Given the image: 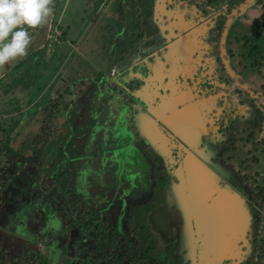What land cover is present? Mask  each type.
Segmentation results:
<instances>
[{
	"label": "rangeland",
	"instance_id": "rangeland-1",
	"mask_svg": "<svg viewBox=\"0 0 264 264\" xmlns=\"http://www.w3.org/2000/svg\"><path fill=\"white\" fill-rule=\"evenodd\" d=\"M205 1L175 0L174 8L170 5L167 10H162L161 5L165 3V0H105V2L97 0H62V10L57 21H59L60 31L65 30L64 34L61 33V36H63L59 39L57 35L59 31L55 30L53 21L50 23L49 31V22L52 19L50 15L48 21L44 23L42 37L31 39L27 49L28 55L18 57L0 68L1 77L9 73L10 69L16 66L19 61L24 64V60L30 54L38 55L36 62L28 63V68L7 84V87H15L17 93L12 97L0 98V117L2 119L12 118L17 125L12 133V149L34 163L31 166L25 165L12 179L13 185L9 184L0 197L2 201L0 203V244L6 247V253L12 257L21 256L23 260H30L33 263L39 251L46 249L43 242L44 236L37 231V211L38 214L42 212L34 204L37 200L38 204L42 206L55 207L58 217L63 218L65 212L67 216H70V220L82 216L89 220V225H100L102 227L101 231L105 232L108 238L111 233H115L113 230L117 224L116 227L121 229V237L124 241L131 240V243L144 249L150 248L149 255L154 257L157 262L162 264H185L180 251L183 244L176 228L171 232L162 220L158 222L151 221L153 212L159 209L160 200L163 198L160 192L164 185L159 180L158 168L154 167V162L150 163V160L155 158L154 155H149L147 152L149 149L147 150L141 144V139L137 138L133 126L135 122L134 112L131 111L129 106L130 104L138 106L136 103L138 101L133 98L132 94L138 91L144 77L151 76L152 78L156 75L155 79H160L161 84L164 77L161 74L163 71L159 70L160 75H162L160 76L154 68L151 74L150 70L156 64L157 59L160 58L159 54L162 51L166 64L161 69L166 71H171L168 68L171 66L173 59L177 58L180 62V56L178 54L175 56L174 53L177 50L179 53L184 51L186 55L184 64L189 68L191 67L188 72H185L188 74L185 77L188 86L197 82L199 77L198 75L196 79H193L189 71H193L195 68L194 71H196L200 65L205 66L211 63L218 70L220 76H224L225 73H223L221 65L217 62L215 66L214 59L211 56V53L218 49L217 41L219 40L218 34L212 31L215 21L214 15L204 17L201 15V11L209 10L208 8L202 10V8L215 5L224 14V11L234 5L235 7L238 6L244 0H214L211 3ZM156 5L159 7L156 8ZM254 7L252 5L245 9L244 16L239 18L238 25L236 23L233 25L230 34L239 37V34H242L244 29L251 25V21L258 14ZM161 16L162 19H160ZM184 16L187 18L185 21L182 19ZM94 17L96 18L93 20ZM241 23L245 26L244 28ZM178 34L182 36L183 51L179 50L178 45L173 46L178 39L176 37ZM163 35L166 37L163 38ZM49 36L50 38H47ZM55 37L59 43H56ZM175 44L179 43L176 42ZM170 52H173V55L169 56L170 58L166 57V53ZM159 61L161 62V59ZM241 61L243 62V60ZM236 62L237 58L235 62L230 61V66L239 75L238 73L241 72ZM129 66H133L131 70H127ZM111 67L116 70L114 76L109 74ZM247 71L241 73L243 75L242 81L253 92L264 95V66L260 74L256 69ZM211 72V70H207L205 75ZM138 75H141L142 78H138ZM66 84L67 86L64 89ZM260 86L263 87L260 88ZM58 87L60 89L57 92ZM119 89L120 91H118ZM227 89L230 88L227 87L225 90L217 91L196 101H191L189 96L174 98L166 106L160 105L159 108L156 106L160 103L159 98L164 97L163 92L156 94L157 99L153 103L148 100L150 101L148 104L142 100L146 107L144 108L139 102L138 112L141 115V120L136 121L140 136H148V139L150 137V139L155 140L160 134L156 133L157 135H155L154 131H148L149 120L146 119V110L151 107L153 109L150 110H153L154 114H163V116L167 114L176 123L175 119L182 109L184 110L186 106L195 105L192 109L187 110L191 115V119L185 122V125L188 123L193 129L199 127L201 134H206L207 131L203 122V118L207 115L211 117V115L218 114L222 120L221 122H226L227 118L233 119V121L237 120L238 124L254 121L257 106L247 104L248 102H240L236 96L229 95ZM3 91L2 96H4ZM33 91L34 93H32ZM115 93L125 94L118 98V106L122 105L127 109L126 113L123 114H127L124 128L113 119L117 115V111H114V108L117 107L113 105L114 99L111 103L108 102ZM241 95L245 100L246 94L242 93ZM217 96H220L221 101L213 100ZM142 98L145 100L149 97ZM96 100L99 101V105L93 107ZM128 100L130 102L126 105L125 102ZM206 100L210 102L208 103ZM229 102L238 107L236 115H227L226 105ZM201 108L203 109L202 112H200ZM185 117L189 118L187 114H185ZM196 119H199L198 124ZM159 122L158 120L155 131L160 132V129L165 127L163 123L159 125ZM113 124L116 125L113 126ZM240 130H238L239 135H242L243 133ZM212 131L215 133L216 128H212ZM215 134H217V131ZM263 136V133H259L258 139L264 138ZM215 137L218 139L211 138L212 146L209 148L207 157L214 162L223 159L224 162L222 163L224 165L228 162L229 164L225 166L226 170L233 171L234 166L238 165L240 159H248L247 162L252 159L253 151L250 153L238 151L235 155H232L231 152H223L224 148L220 150L221 144H218L217 141L222 142L223 146L229 148L228 140L236 139L231 135L230 130ZM62 141H66L63 150L59 146ZM203 141L204 139L202 140V137H200L198 145H203ZM126 148L129 149L126 154L121 152L125 151ZM204 148L203 145V150H201L204 151ZM60 150L66 155L64 174L60 177V183L62 185L73 183L72 176L81 172L80 168L84 165L88 169L90 180H92L89 185L75 192V194H78V199L91 206H95L93 202L98 197L101 200L106 199L104 202L106 204L102 207L96 205L94 214L89 215L82 205L73 208L70 204L76 198L70 196L71 193H69V197L64 196L66 189L62 185L58 192L57 186L59 185L55 184L54 179L49 174H41L37 169V167L49 166V160L58 158L59 155L57 154ZM132 151H139L144 156L136 157V154L131 153ZM120 155H123L124 159ZM230 156L232 159H230ZM159 157L161 161H164V157ZM202 157L206 159V154L203 153ZM256 157L259 159V166L255 168V171H259L264 164V155L260 149L256 152ZM145 158L149 159L145 160ZM145 162L148 164L146 165ZM98 163L101 167L108 163L106 169L111 165L112 168L116 169L113 173L108 170L109 172L105 174V178L101 179V188L98 187L97 182L98 174L102 173L103 170L101 172L98 169L93 170ZM143 163L144 168L141 167ZM205 165L212 168L208 162H205ZM163 170L167 171L166 168ZM147 171H149V176ZM132 172L144 176L147 174L148 181L150 179L155 183V188L152 187L151 190L156 196H150V194L140 196L137 186L141 185L143 193H145L144 176L134 182L129 175ZM245 173L246 171L243 170L242 173L237 175V184L248 192L251 185L239 181L241 175ZM169 174H171V170ZM110 176L114 179H110ZM131 178L134 179V177ZM113 180L116 196H114L111 187L112 182L110 183ZM126 182L127 184L131 183L133 190L128 191L135 194L133 199L136 201L127 210L124 203L125 196H119V194L127 193V189L122 187ZM158 201L159 203L155 205V202ZM244 209H246L245 211L248 210L249 216L254 218V228L246 235L249 234L254 239L264 240V215L257 214L255 203L245 204ZM109 219L113 224L109 223ZM179 223L181 224L180 219ZM154 225H157V227ZM85 231L84 227L76 235H71L72 230H66L60 236H50L49 241L51 244L47 243V245L50 244L52 251L62 255V263L58 264H68L70 259L67 253L69 254L71 249L76 251V248H81L80 255L85 254L91 259L92 264H117L116 261L119 256H121L119 264H132V261H129L131 256L125 254L126 251L129 253L132 250L128 247L130 243L122 248L121 246L116 247V244L111 245L110 249L105 251L107 256L101 258L102 247L94 245L93 251H91V247H88V250L85 247L89 246V240L86 242L87 239L84 235ZM91 231L94 234V227ZM24 234L30 236V238L35 236L36 239H33V237L29 239ZM203 238L204 236L201 234L199 236L200 241ZM76 240L84 242V244L82 246H80L81 244H75ZM184 241L186 242L187 239L184 238ZM192 241L193 239L190 240L191 246ZM126 246L127 250L123 252ZM11 262L13 264L17 260ZM200 263L202 264V261Z\"/></svg>",
	"mask_w": 264,
	"mask_h": 264
},
{
	"label": "trees",
	"instance_id": "trees-1",
	"mask_svg": "<svg viewBox=\"0 0 264 264\" xmlns=\"http://www.w3.org/2000/svg\"><path fill=\"white\" fill-rule=\"evenodd\" d=\"M205 2L211 3V2H214V0H206ZM61 4H62V0H53V4H52L53 11H52L51 16L52 18H54L52 19L54 26H56L58 22L57 21L58 16L62 10ZM252 5L255 6L254 10H257L258 14L251 21V25L245 28L242 34H239V37H235L232 34H230L231 28L233 27L235 23L237 25L239 24L238 20L241 16H244L245 12H243L240 16H238L237 18L233 20V22L231 23L228 29L227 36L225 39V51H226V56H227L229 65H230V61L235 62V59L237 58L236 65L241 73L248 72L247 70L249 69L250 70L256 69L258 70V74H260L261 69L264 66V0H255V2ZM210 8L211 9L209 10H205L204 17H209L218 12H222L218 6L214 5L213 7H210ZM233 8H235V5L227 9L226 11H224L225 12L224 14L221 13L219 18L216 19L215 21L216 24L214 25V28H215L214 32L216 34H219L221 32L223 24L226 20V16L231 12ZM47 21H48V18H47ZM43 26L44 24H42L41 26H38L37 28H29L28 33H29L30 38L31 39L36 38L40 30L43 29ZM241 26L243 28L245 27L244 25H242V23H241ZM58 28H59L58 30L60 33L62 34L65 33V30L63 29L60 31L61 28L59 25H58ZM216 57L219 62V57L217 53H216ZM37 59H38V55L30 54V56L24 60L25 61L24 64H21V61H19L16 64V66L10 69L9 73L0 77V98L12 97L17 93V89L15 87H12V86L7 87V84L10 83L9 81L14 79V77L16 78L20 76L21 73L25 71L26 68H28V63L36 62ZM241 60H243V62ZM241 73H238V74L240 77H243ZM219 82L223 83L222 84L223 86H228L230 83L229 79L225 76V74L223 77L219 78ZM2 91H3L4 96H2ZM209 91H211V89ZM232 92L242 94V92L237 88H235ZM247 100H252V99L246 97V99L243 100L242 103L246 102ZM255 117H256L255 118L256 121L259 124H261L262 121L264 120L262 114L257 113ZM254 126H256V123ZM16 128H17L16 122H13L12 118L6 117L5 119H2L0 117V197L3 194L5 188L9 184L13 185L12 179H14L16 174L20 172L21 169L25 165H29V166L34 165L32 160H29L28 158L23 157L21 154L15 152L12 149V146H11L13 142L12 133L14 132ZM248 129L249 128H247V130ZM253 129L254 130H252V134H250L247 138L244 137V134H246L245 131L242 135H239L238 133V135L241 136V138L239 139L240 142H237V144L239 143L247 144L248 147L250 148V150L248 149V153L252 151L254 153L252 157V164L247 165L248 166L246 168L247 174L245 175L243 180L246 182H250L252 186L251 187L252 200L256 204L257 214L264 215V164L262 165V169H259V171H255V168L259 166V159L258 157H256V152L258 151V149H260L261 153L264 155V139L263 138L258 139L259 133L263 132L264 130L261 127L256 128V129L253 128ZM65 144H66V141H62L59 144V146L62 147V150ZM239 149L240 148L237 146L236 148L234 147L232 149V155L235 154L234 152L235 150L240 151ZM62 150L58 152L57 154L59 155L58 158L57 157L54 158L56 156L54 154V157H53L54 159L49 160V163H50L49 166L43 167V168H40L37 166L36 167L40 171L41 174H44V173L49 174V176H51L54 179L55 184L59 185L57 186L58 192H59L60 187L63 186L66 189L64 196L69 197V193H71L70 196H72L73 194H75L76 191H78V189L83 188L84 186L87 185L84 178L89 173L87 172L88 170L87 167L82 165L80 168L81 172L77 173V175L75 176H72L74 182L68 183L67 185H62L60 183V177L64 174L63 171H64V165H65V160H66L65 159L66 155L64 154ZM245 161L247 162L248 159H245L243 162ZM107 165L108 163L105 164L103 167H101L99 166V163H98L97 166H95L96 168H93V170L98 169L100 170V172L101 170H103L102 173L98 174L97 184L99 188H101L100 186L101 179L105 178V174L109 172L108 170H110L112 173L114 172L112 171L114 170L111 167L112 165L108 169H106ZM111 179H114V177H111ZM130 179L134 180L131 177ZM110 183H111V187L113 188V191L115 192L114 180L110 181ZM128 184H131V183H128ZM124 186H127V184ZM124 186L123 188L127 189L128 186L127 187H124ZM128 190L129 189H127V191ZM120 196H123V194H120ZM102 202H104V200H99V204H101ZM0 203H2L1 200H0ZM34 204L36 205V207L40 208V210L42 211L39 214L37 211V215H38V230L37 231L41 235L44 236L43 242L46 245L45 247L46 249L44 251L43 250L39 251L36 260L32 263V261L30 260L29 261L25 259L23 260L21 256L12 257L8 253H6V250H5L6 247L0 244V264H12L11 261L15 262V260H17V262L13 264H58V263H62V260H61L62 255L50 249V244H51V242L49 241L50 236L52 235L60 236L66 230H70V231L72 230V234H73L77 225L81 227L89 226V223L87 222L85 217L79 216L76 218L74 217L70 220V216H67L66 215L67 213L65 212H64L65 216L63 218L58 217L57 209L55 207L42 206L41 204H38L37 200L35 201ZM72 204L76 205V206H73V208H75L79 205V202L73 201ZM88 209L90 213H94L96 211L95 207L94 208L90 207ZM108 221H110L109 222L110 224H113V222L110 219ZM101 228L102 227H100V225H95L94 227L95 232H93L94 234L92 235L95 236L96 240H97L96 237L101 238L99 240L100 241L99 244H101L100 247H102V253L100 257L103 258L107 256L105 251L109 250L111 245H113L114 243L117 245L116 238L119 237V235H121V230L119 228H116L117 232L113 234L111 233L108 239L105 232L101 231ZM27 237H29V239H32L33 236L31 238L30 236H27ZM33 239H36L35 236L33 237ZM123 242L128 244V241L123 240ZM47 243H50L49 246L47 245ZM128 247L131 248L132 250L129 251L128 253V251H126L127 250V247H126L123 250V252L126 251L125 254H127L129 257L131 256V259H129V261H132V264H162L161 262H157V260L154 257L149 255L150 248L144 249L143 247H140L134 243H130ZM253 248H254L253 261L251 263H245V264H264V240L258 239V238L255 239ZM67 255L69 256V259H70L69 260L70 262L68 264H92L91 259L89 257H87L86 255H80V253H78L77 254L78 256H77L75 255V252L72 251V249L69 250V254L67 253ZM120 261H121V258H117L116 263L118 264L120 263Z\"/></svg>",
	"mask_w": 264,
	"mask_h": 264
},
{
	"label": "flooded vegetation",
	"instance_id": "flooded-vegetation-1",
	"mask_svg": "<svg viewBox=\"0 0 264 264\" xmlns=\"http://www.w3.org/2000/svg\"><path fill=\"white\" fill-rule=\"evenodd\" d=\"M175 3H176L175 0H169L168 4L166 5V8L168 9L170 7V5L174 8L175 7V5H174ZM173 8H171V9H173ZM205 8L211 9L209 6H207ZM205 8H202V10H204ZM204 12L205 11H201V15L204 16ZM220 15H221V12H218V13L214 14V16H213L215 18L214 20L216 21V19H218ZM185 20H187L186 17H185ZM215 21L213 23L214 25L216 24ZM214 30H215V28H213L212 31H214ZM220 34H221V32L218 34V38L219 39H220ZM164 37H166V36L163 35V38ZM217 42H218V47H217L218 49L216 51L212 52L211 56L213 57V59H214L213 62L215 64V66H216L217 62H218V59L216 57V53H217L218 57H219V62H220L219 64L222 67L221 60H220V55H219V40ZM159 55L163 58V51ZM228 65H229V62H228ZM211 67H212V69H211ZM229 67H230V65H229ZM171 68H172L171 71L170 70H168V71L164 70L162 72L163 76H166V77L161 82V84L157 81V82H155L157 84L155 86H153L154 91H153V89H151L152 95H151L150 98L152 100V103H153V101H155L157 99L156 94L158 92H160V93L163 92V94L165 93L166 95H168L172 99H174V98H184V97L189 96L191 101H196V100H200V99H202V98H204L206 96L212 95V94H214L217 91H220V90H223V89L225 90L227 87L230 88V89H227L228 91L226 90L229 95L236 96L239 99L240 102L243 101V98H242L243 96H241V94L232 92L235 88H237V89H239V88L237 86L233 85L234 83L226 75L225 70L223 69V67H222V71H223V73H225V76L230 81L228 86H222L221 82H219V78H221V76L218 73V70H216L215 67H213L211 63H210V65L208 63L205 66L204 65H200L199 68L196 71H194L196 68L193 71H189L191 73L193 79H196L197 76L199 75L198 81L195 82L194 84H189V86H188V83L182 82L183 80H185V77H187L188 74H186L185 72H188V70L187 71H185L184 69L178 70L179 67H174V66L171 67ZM151 69H152V67H151ZM190 69H191V67L189 68V70ZM230 69H231V67H230ZM207 70L208 71L211 70L212 72L210 74H206L205 75V71H207ZM232 72L234 73V75L237 77V79L239 80V82L241 84L245 85L250 91H252L248 87V85L245 84L242 81V79H243L242 77L237 75L234 71H232ZM146 80H147V77H144L143 83L138 88V89L142 90V93L144 92V89H145V87L147 85V84L145 85ZM262 87L263 86H260V88H262ZM210 89H211V91H209ZM239 90L242 93H245L247 97L252 99V100H247L246 101V103L248 102L247 104H253V106L255 104L257 106L255 115L257 113H259V114H262V116L264 118V105L261 102L257 101L256 99L251 98L248 95V93L242 91L241 89H239ZM118 91H120V89ZM253 93L258 95V96H260L264 100V95H262L260 93H256V92H253ZM122 95H125V94H122V93L113 94L111 99H109V102L111 103V101H113V99H114L113 105L118 107V103H119L118 102V98L120 96H122ZM158 97H160V96L158 95ZM213 100L221 101V98H220V96H217L216 99H213ZM206 102L209 103L210 101L206 100ZM98 105H99V101L96 100L95 103L93 104V107L94 106H98ZM225 105H226V103H225ZM117 107H115L114 109L116 110ZM240 109H242V108H240ZM212 110H213V107H212ZM202 111H203V109L201 108L200 112H202ZM213 111H212V113H213ZM226 112H227V115H230V116L231 115H236L238 113V107L235 106V104L232 105V102H229L226 105ZM213 114H215V113H213ZM199 116L202 117L201 115H199ZM224 116H226V115H224ZM209 117L210 116L207 115L206 117L203 118V122L205 123L206 129H207L206 134H201V132L199 131V127H195V129H193V127H191L192 133L195 134L194 137H193V142L197 143V147L200 150L201 149L203 150V145H204L205 148H204V151L201 150V154H202V152L204 154H206L205 158L207 160L206 159H202L203 163L205 164V162H208L212 166V168H210V169L219 177V183L221 184V186L227 185L234 192H236L238 194V196L241 198L242 204H243V206L245 208V204L250 205V203H252V204L254 203L253 200H252V197H251V200H250V196H252L251 188L247 192V191H244L243 188H241L240 185L238 186V184H237L238 183L237 182L238 181L237 175L242 173L243 170L246 171V168L248 167L247 165L252 164V159L249 162H246V161L243 162L245 160L244 158L240 159L239 162L237 163L238 165L234 166L233 171L232 170L230 171V170H226L225 169L226 164H229L228 162L224 165L222 163V162H224L223 159L219 160L218 162L211 161L210 158L207 157V154L209 153V148L212 146L211 138L214 137L215 139H218L215 136H217L218 134H220L222 132L223 133H227V130H230L231 135H233L236 139L235 140H228L227 143L230 144L229 148H226L225 146H223L222 142L219 143V141H217L218 144H221L220 150L222 148H224L225 150L223 152H227V153L231 152L232 153V149L234 147L236 148V146H237V147L240 148V151H242V152L244 151V148H246L245 152L248 153V149L250 150V148L248 147L247 144H245V143L244 144H240V143L237 144V142H240L239 139L241 138V136L238 135V133H239L238 130H240L242 128L240 130V132L244 133V131H245L246 134H244V137L247 138L250 134H252V130H254L253 128L256 129V128L261 127L264 130V120L262 121L261 124H259L256 121V119H255L256 117H254V121L243 122L241 124H238L237 120L233 121V119H230V118H227L226 122H221L222 120L220 119V115H218V114L211 115L212 118L211 117L209 118ZM115 118L116 117L114 116L113 119H115ZM198 121H199V119L198 120L196 119V123L197 124H198ZM227 121H228V123H227ZM255 123H256V126H254ZM135 124H136V121L133 123L135 133L137 134V138L141 139V137L139 135V132H137V128H136ZM160 124L161 123L159 122V125ZM115 125L116 124H113V126H115ZM212 128H216L217 134H215L216 131H215V133L212 131ZM247 128H249V129L247 130ZM161 130H162V134H159L158 138H155V140H160V142H157L156 144H153V145L151 144L152 146H148V145L146 146L145 144L140 142L147 150L149 149L147 151L148 154L149 155H154V157H155L153 160H150V163L154 162V164H155L154 167L156 166L158 168L159 180L164 185L163 189L160 192L161 196H163V190L164 189H168V195L172 198L171 199L172 200V206H171V210L168 212V215L164 216L162 214V212H161L162 204H163V198H161L159 209L157 211L155 210L156 212L155 211L153 212L151 221L154 222V220H155L156 222H158V221L162 220L163 222L166 223V226L169 228V231L172 232L173 229L176 228V232L179 233L178 230L181 227V224L179 223V213L176 210V206H175V203H174V200H173V194L171 193V186L176 181L174 176H173L174 169L177 167L178 163L181 160V157H179V154L181 152L178 151V148L182 149L181 148L182 145L184 147H186L187 149L189 147L183 142V140H181L180 136L175 135L172 131H171V134H169L165 129L162 128ZM261 133L264 134V131L261 132ZM200 137H202V140L204 139L203 145H201V144L198 145ZM151 149L152 150L154 149L155 152L150 151ZM128 150L126 148L125 151H121V152H124V154H126V152ZM234 152L237 153L238 151L235 150ZM131 153L132 154H136V157H142V155L144 156V154L139 152V151H132ZM160 155L164 156V158H163L164 161L160 160V157H159ZM120 156H121V158L124 159L123 155H120ZM198 157L203 158V157H201L199 155H198ZM148 159L149 158H145V160H148ZM230 159H232L231 156H230ZM145 164L147 165L148 163L145 162ZM132 165H134V164H132ZM169 166L171 167L170 169L168 168ZM141 167H143V168L145 167L144 163L141 165ZM164 168L167 169L166 172L163 170ZM115 170L116 169H114L112 171H115ZM170 170H171V174H169ZM147 174L149 176V171H147ZM147 174L144 176V175H141L139 173L132 172L129 175H130V177H134V182L137 179H139V178L144 176V183H145L144 190H145V193H143L141 185L137 186V188H138L137 191L139 192L140 196H148L149 194H150V196H156L154 194V192H152V190H151L152 187H153V189L155 188V186H154L155 183H153L152 180H150V179L148 181V179L146 177ZM246 174H247V171H246V173L244 175H241L239 181L247 183V184H250V182H246V181L243 180V178L245 177ZM136 175L138 176L137 178H136ZM110 179H111V176H110ZM84 180H85L86 184L89 185V182L92 179L90 180V175H87L84 178ZM126 184H127V182H126ZM126 184H124V185H126ZM127 186H124V187H127V189H129V190H133V187H132L131 184H127ZM148 188H149V190H148ZM78 190H80V189H78ZM72 196H74L76 198L74 200L75 202H79V205L77 207H75V208H78V207H80L82 205L84 208H86V212H88L89 215H92L94 213H90L88 208H90V207L94 208V207H96V205H98V207H100V206L102 207L103 205L106 204V203H104L106 201V199H102V200H104V202L99 204V200H101V199L98 197L93 202V204L95 206H91V205L87 204L86 202H83V201L79 200L78 197H77L78 196L77 193L73 194ZM114 196H116L115 192H114ZM119 196H120V194H119ZM123 196H125L124 197V203H125V206H127L126 210L128 208H130L133 204L136 203V201L133 199V196H135L134 193H129V191H127V193H124ZM157 203H159V201L155 202V205ZM70 205H72V207L76 206L75 204H72V203ZM245 210L246 209H244V216H241L239 219L236 217V220L238 221L236 226L240 227V228H237V229L241 230V231L242 230L245 231V235H244L242 241L238 242L239 251L237 252V256H236L235 259H228V257H227V259H224L223 261H218L220 263H218L217 261H213L212 262V261H210L211 257L209 258V256L206 255V254H202V257L200 259L199 258V254H200V250H201V241H200L198 235H196V233H195V232H197L196 228L199 227V226L197 224V221L195 219H192L190 221V226L192 228V231L194 232V235H193L194 238L192 237V239H193L192 246H191V243L189 241V235H188L187 230L185 229V226H184V230L187 233V241L185 242L184 239L181 238V243L183 244V248L181 247L182 250H180V251L182 253V258H183L185 264H201L200 261H202V264H245V263H251L253 261V251H254L253 244H254L255 239L252 236H249V234L248 235H246V234L250 233L253 230V228H254L253 219L254 218L252 216H249L248 210L247 211H245ZM87 222L90 223L89 220H87ZM198 222H199V219H198ZM116 226H117V224H116ZM116 226H114L113 232H117L116 228H118V227H116ZM154 226L157 227V225H154ZM93 227H95V224L86 226L85 227L86 231H85V234H84L86 239H87L86 242L89 240V242H88L89 246H85V247H87V250H88V247H91V251H93V246L94 245L101 246V244H99V242H100L99 240L101 238L100 237L99 238L96 237L97 238V240H96L95 236L92 235L91 229ZM83 228L84 227H81V226L77 225L76 229L74 230L72 235H76V233H78V231H80V230H83ZM87 229H89V231H87ZM116 239H117L116 247L119 248V246H121V248H122V247H125V245H127V243L123 242V239H122L121 235H119V237H117ZM128 243H131V240H129ZM75 244H81L80 246H82L84 244V242H80V241L76 240ZM192 247H193V250H194V255L190 256L189 252H190V250H192ZM80 250H81V248H79V249L76 248V251H74L75 255L80 253ZM101 253H102V251H101ZM101 253H100V255H101ZM83 255H85V254H83ZM117 258H121V256H119Z\"/></svg>",
	"mask_w": 264,
	"mask_h": 264
},
{
	"label": "water",
	"instance_id": "water-1",
	"mask_svg": "<svg viewBox=\"0 0 264 264\" xmlns=\"http://www.w3.org/2000/svg\"><path fill=\"white\" fill-rule=\"evenodd\" d=\"M254 2L255 0H244L241 4L233 8L226 16L219 39V55L222 67L229 79L234 83L233 85L248 93L251 98L256 99L264 105V100L260 96L254 94L245 85L239 82L228 65L225 51V39L231 23ZM42 33L43 30H40L36 39L41 38ZM176 37L178 38V35ZM159 57L162 63H166V61H164V56L162 58L159 55ZM152 78L148 77L146 82L151 81ZM146 82L145 85L147 84ZM149 85L150 84H148L147 87H149ZM152 86L153 85L150 87ZM134 93L135 94H132L133 98L138 101L135 102L138 106L141 103L145 108L146 104L139 98V89ZM159 99L160 103L156 106L157 108H159L158 106L160 105L166 106L167 103L172 100V98H168L166 96L162 98L160 97ZM128 102H130V100L126 101L125 104L128 105ZM138 106H134L132 104L129 106L131 111L134 112V116H138L140 114L138 112ZM150 109H153V107L148 108L147 110L145 109L147 116L149 117L148 125L152 124L157 128L155 125L156 123H154V119L161 115L158 113L154 114L152 112L153 110ZM126 110V107L122 105H119L116 110L114 109L115 112L117 111V115L115 114V121H117L119 125L123 126V128L126 126L125 119L127 114L123 115L126 113ZM136 125L137 122L135 126ZM136 128L137 132H139L138 126H136ZM140 137L143 144L146 146H152L148 136ZM180 138L189 148L187 149L183 145L181 146L182 149L178 148V151L181 152L179 154L181 160L174 170L173 176L176 181L171 186V193L173 194V200L181 222V227L178 230L179 235L182 239H187V233L184 230L185 226L190 241L194 235L190 226V221L195 219L199 226L196 228V235H198V237L201 234L204 236L201 241L202 250L200 251L199 258L201 259L202 254H206L209 258L211 257L210 261L212 262L223 261L224 259H227V257L228 259H235L237 252L239 251L238 242L242 241L245 235V231L238 230L237 228L240 227L236 226L238 223L236 217L239 219L241 216H244L241 198L229 186H221L219 183V177L210 168L206 167L203 163V158L198 157V155L202 157L203 152L201 154V150L197 147V143L193 142V138ZM152 151L155 152L154 149ZM160 156L162 158L164 157L163 155ZM171 199L172 198L168 195V189H164L161 210L163 215L165 213L168 215V212L171 210ZM189 255H194L193 247L192 250H190Z\"/></svg>",
	"mask_w": 264,
	"mask_h": 264
},
{
	"label": "clouds",
	"instance_id": "clouds-1",
	"mask_svg": "<svg viewBox=\"0 0 264 264\" xmlns=\"http://www.w3.org/2000/svg\"><path fill=\"white\" fill-rule=\"evenodd\" d=\"M53 0H0V68L28 55L29 28L46 23Z\"/></svg>",
	"mask_w": 264,
	"mask_h": 264
},
{
	"label": "crops",
	"instance_id": "crops-1",
	"mask_svg": "<svg viewBox=\"0 0 264 264\" xmlns=\"http://www.w3.org/2000/svg\"><path fill=\"white\" fill-rule=\"evenodd\" d=\"M97 1H99V2H101V1H103V2H105V0H97ZM156 1V0H155ZM168 1L169 0H165V3H163L162 5H161V8H163L162 10H167V8H166V5L168 4ZM170 5V4H169ZM157 7H159L158 5H156V8ZM160 14L162 15V13H161V10H160ZM96 17H94L93 18V20L95 19ZM53 19V18H52ZM52 19L50 20V22H49V31H50V27H51V21H52ZM160 19H162V16H161V18ZM182 19H183V21H185V17H182ZM92 20V21H93ZM58 25H59V21L57 22V24H56V26H54L55 27V30H57V31H59L58 29ZM60 26V25H59ZM44 31V30H43ZM161 32H162V29H161ZM165 32V31H164ZM61 33L59 32L57 35H58V37H59V39L61 38V35H60ZM181 34H178V39H177V41L176 42H178L179 44H175L176 42H174V44H173V46H179V50L180 51H183L184 50V46H183V43H182V41H181V37L182 36H180ZM47 38H50V36L49 37H47ZM180 39V40H179ZM55 40H56V43H59L58 42V40H57V38L55 37ZM181 41V42H180ZM173 53V52H172ZM171 52L170 53H167V55H166V57H171L173 54H172ZM179 55L180 56V62H179V60L176 58V59H173V62H172V64H171V66L168 68V69H172L171 67H179L178 68V70H180V69H184L185 71H187V70H189V68H188V66L186 65V64H184L186 61L184 60V58H186V55H185V53H184V51L183 52H178V50H177V52H175L174 53V55L176 56V55ZM169 57V58H170ZM172 59V58H171ZM160 60V58L159 59H157V62H156V64H154L153 66H152V69L150 70V74H151V72H152V70H153V68L159 73V70L161 71H164L163 69H161V67L163 66V65H165L166 63L164 62V63H162V62H160L159 61ZM136 65V64H135ZM44 67V66H43ZM132 67L133 66H129L128 67V69L127 70H131L132 69ZM111 69H113L112 67H111ZM111 69H110V71H111ZM45 71V70H44ZM166 71V70H165ZM157 73V74H158ZM110 74V73H109ZM161 74H162V72H161ZM159 75H160V73H159ZM161 76V75H160ZM147 77V76H146ZM166 76H164L163 78H162V81H163V79L165 78ZM138 78H142L141 77V75H138ZM149 78H151V76H149ZM156 78V75H154L153 76V78H152V80L151 81H147V85L148 84H150L149 85V87H147V85H146V87H145V89H144V92L142 93V90H140L139 89V91H140V94H139V98L141 99V100H143V101H145V102H147L148 104H149V102L150 101H152L151 100V95H152V93H151V89H153V86H155L157 83H154V82H159L160 83V79L159 80H156L155 79ZM182 82H185V80H183ZM151 85H153L152 87H150ZM67 86V84L64 86V89H65V87ZM59 89H60V87H58L57 88V92L59 91ZM154 90V89H153ZM35 91V90H34ZM34 91L32 92V93H34ZM39 91V90H38ZM164 96H166V97H168V98H170L168 95H166L165 93H164ZM142 97H149L148 99H143ZM148 100H150V101H148ZM34 106V105H33ZM195 106V105H194ZM194 106H186V108L183 110H181V112L178 114V117L175 119L176 121V123H174V121H173V119H171V117L170 116H168L167 114H165L164 116H163V114H161V116H159V118L157 117V118H155L154 119V123H156L155 125L157 126V121L159 120L160 121V123H163V126L165 127V128H163V129H165L169 134H171V131L175 134V135H177V136H180V137H186V138H193L194 137V135L195 134H193L192 133V131H191V126H189L190 124H186L185 125V122H187V121H189L190 119H191V115H190V113H188L187 112V110H189V109H192ZM184 107V106H183ZM72 113V112H71ZM71 113H69V114H71ZM136 114V113H135ZM181 114V115H180ZM185 114H187V116L189 117V118H187V117H185ZM167 115V116H166ZM142 116H144V115H142ZM135 118H134V121H139V120H141V115L139 114L138 116L136 115V116H134ZM145 117V116H144ZM146 119L147 120H149V117L147 116L146 117ZM195 120V119H194ZM181 123V124H180ZM179 124H180V127H179ZM136 126H138V124L136 125ZM184 128V129H183ZM155 129H157L155 126H153L152 124H150L149 126H148V131L149 132H153L154 131V133H155V135H157L156 133H160V134H162V130L160 129V132L158 131V130H156L155 131ZM159 136V135H158ZM164 136V135H163ZM149 141L151 142V144L153 145V144H156L157 142H160V140H152V138L150 139V137H149Z\"/></svg>",
	"mask_w": 264,
	"mask_h": 264
},
{
	"label": "built area",
	"instance_id": "built-area-1",
	"mask_svg": "<svg viewBox=\"0 0 264 264\" xmlns=\"http://www.w3.org/2000/svg\"><path fill=\"white\" fill-rule=\"evenodd\" d=\"M115 72H116V70L113 68V69H111V71H110V76H114L115 75Z\"/></svg>",
	"mask_w": 264,
	"mask_h": 264
}]
</instances>
